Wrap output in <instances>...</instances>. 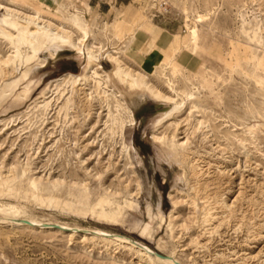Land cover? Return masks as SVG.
Listing matches in <instances>:
<instances>
[{
    "label": "rangeland",
    "instance_id": "1",
    "mask_svg": "<svg viewBox=\"0 0 264 264\" xmlns=\"http://www.w3.org/2000/svg\"><path fill=\"white\" fill-rule=\"evenodd\" d=\"M0 218V264H264V0H0Z\"/></svg>",
    "mask_w": 264,
    "mask_h": 264
},
{
    "label": "bare ground",
    "instance_id": "2",
    "mask_svg": "<svg viewBox=\"0 0 264 264\" xmlns=\"http://www.w3.org/2000/svg\"><path fill=\"white\" fill-rule=\"evenodd\" d=\"M12 2V1H11ZM8 9V8H7ZM14 10V9H13ZM10 11V10H9ZM36 12V10H35ZM13 15V14H12ZM15 15H16V11H15ZM21 15V13H20ZM26 15V14H25ZM22 16V15H21ZM20 16V17H21ZM19 17V18H20ZM76 18V17H75ZM73 18L72 21L74 22V24H76L78 26V28L81 29V25L76 21V19ZM23 19V18H22ZM42 19V18H41ZM40 18L36 15V16H28V22L29 23H35L36 25L39 26V29H42V30H46V27H45V20H42V25H40ZM53 24V23H52ZM49 25V24H48ZM52 27V26H51ZM67 31V30H66ZM65 32V31H64ZM63 32V33H64ZM254 32V31H253ZM256 32V31H255ZM27 33H31L32 35L34 34V32L28 30ZM38 34V31L36 32ZM49 35V34H48ZM71 35V34H70ZM256 35V34H255ZM39 36V35H38ZM60 36V35H59ZM24 37L25 38H28L26 34H24ZM50 37V35H49ZM254 37V36H253ZM30 39V38H29ZM34 39H37L36 37H32L31 38V41L33 42ZM54 41L55 40H58V37L54 36L52 38ZM134 39H136V37H134ZM254 39V38H253ZM257 39V38H256ZM164 45V44H163ZM88 50H92L90 47H88ZM168 54V53H167ZM9 57V56H8ZM6 58V57H5ZM166 58V57H165ZM167 59V58H166ZM182 65V64H181ZM122 69H124L123 66H120L119 67V71L120 72ZM203 69V68H202ZM183 70V69H182ZM208 71V70H207ZM94 72V71H93ZM198 72V71H197ZM203 72V71H202ZM95 73V72H94ZM136 73V72H135ZM134 73V74H135ZM198 74V73H197ZM196 74V75H197ZM141 76V75H140ZM82 77L84 78H88V70L86 71V73L83 75V76H80V75H66V77L64 78V80L66 79H69L71 78L73 81L72 83L74 82V84L79 80L81 79ZM91 77V76H90ZM142 77V76H141ZM89 79V78H88ZM149 84V83H147ZM200 85V84H199ZM148 86V85H147ZM149 87V86H148ZM151 87V86H150ZM173 89V88H172ZM190 94V93H189ZM160 97V96H159ZM165 98V97H164ZM170 99V98H169ZM168 100V98H167ZM195 106V105H194ZM160 138V137H159ZM174 138V137H173ZM172 138V139H173ZM156 139V137H155ZM170 139V140H172ZM182 145V144H181ZM184 146V145H183ZM178 152V151H177ZM177 160V159H176ZM24 172V171H23ZM6 182V181H5ZM32 186L36 187V181L33 180L32 181ZM228 205V204H226ZM230 206V205H229ZM228 206V207H229ZM17 208V207H16ZM230 209V208H229ZM231 210V209H230ZM212 216V215H211ZM1 219V218H0ZM11 222H14L16 221L17 225H20V226H23V227H28V228H32V229H37V230H41V231H44V230H54V231H57V232H69V235L72 237L76 234V229L74 228H71L67 225H62V224H52V223H42V222H38L36 220H29V219H23V218H16V217H11V218H8ZM5 221H7L5 219ZM1 222V221H0ZM82 231L85 232V233H91L93 234L94 236L92 238H98L106 243H118V244H128L130 246V248L134 249L137 254L139 255L138 258H139V262H142L143 261V257L146 258V260H148L149 262H152L153 261V257H152V254H154L156 257V259L164 262V263H168V264H185L184 262L180 261L177 256L175 254H170L168 256L166 255H162L160 253H152V250L149 248V247H144L143 245H139L136 243V241L126 237V236H122V235H119V234H113V233H109V232H105V231H102V230H89V229H85V228H82ZM78 232H81L80 230H78ZM83 238H87V236L83 235L82 236ZM105 243V244H106ZM146 262V261H145Z\"/></svg>",
    "mask_w": 264,
    "mask_h": 264
}]
</instances>
